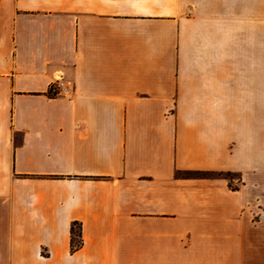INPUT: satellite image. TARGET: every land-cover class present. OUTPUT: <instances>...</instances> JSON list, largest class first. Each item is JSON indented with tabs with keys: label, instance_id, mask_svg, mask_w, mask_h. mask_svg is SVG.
<instances>
[{
	"label": "crops",
	"instance_id": "crops-1",
	"mask_svg": "<svg viewBox=\"0 0 264 264\" xmlns=\"http://www.w3.org/2000/svg\"><path fill=\"white\" fill-rule=\"evenodd\" d=\"M0 264H264V0H0Z\"/></svg>",
	"mask_w": 264,
	"mask_h": 264
},
{
	"label": "trees",
	"instance_id": "trees-1",
	"mask_svg": "<svg viewBox=\"0 0 264 264\" xmlns=\"http://www.w3.org/2000/svg\"><path fill=\"white\" fill-rule=\"evenodd\" d=\"M225 174H229L228 172ZM184 176H210L209 172H192L185 171L182 173ZM81 245L80 233L77 224L73 223L70 227V250L73 251Z\"/></svg>",
	"mask_w": 264,
	"mask_h": 264
},
{
	"label": "built area",
	"instance_id": "built-area-1",
	"mask_svg": "<svg viewBox=\"0 0 264 264\" xmlns=\"http://www.w3.org/2000/svg\"><path fill=\"white\" fill-rule=\"evenodd\" d=\"M68 84V82L60 78L54 79L49 86V94L52 96L65 94L68 90Z\"/></svg>",
	"mask_w": 264,
	"mask_h": 264
},
{
	"label": "rangeland",
	"instance_id": "rangeland-1",
	"mask_svg": "<svg viewBox=\"0 0 264 264\" xmlns=\"http://www.w3.org/2000/svg\"><path fill=\"white\" fill-rule=\"evenodd\" d=\"M224 176L229 180V183L232 187L237 186L238 179L236 174H224Z\"/></svg>",
	"mask_w": 264,
	"mask_h": 264
}]
</instances>
